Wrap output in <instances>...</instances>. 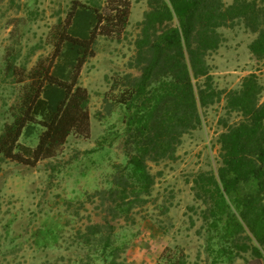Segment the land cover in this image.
I'll return each instance as SVG.
<instances>
[{
    "label": "rangeland",
    "instance_id": "obj_1",
    "mask_svg": "<svg viewBox=\"0 0 264 264\" xmlns=\"http://www.w3.org/2000/svg\"><path fill=\"white\" fill-rule=\"evenodd\" d=\"M116 1L4 0L0 4V134L22 112L33 71L48 64L72 7L77 2L96 3L109 13ZM129 1L127 28L119 35L100 37L95 57L81 72L80 83L91 95L89 138L71 136L55 158L35 167L0 154V264H264V258L251 253L217 261L209 248L216 244V235L208 232L209 223L202 219L207 207L193 189L196 174L217 173L218 139L227 126L241 121L226 110L225 99L201 111L202 126L184 136L175 161L152 164L157 179L148 203H137L129 213L115 211L109 192L115 181L127 175L126 109L114 104L107 113L104 98L110 85L105 78L140 75L131 64L139 23L149 10L148 0ZM234 1L223 0L226 5ZM258 4L264 10V0ZM220 32L224 42L208 58L215 86L238 90L245 77L259 78L264 69V60L254 59L248 48L257 35L243 25ZM9 57L14 59L16 77L6 70ZM20 143L35 148L38 135L22 137ZM107 239L110 245L105 249Z\"/></svg>",
    "mask_w": 264,
    "mask_h": 264
},
{
    "label": "trees",
    "instance_id": "obj_2",
    "mask_svg": "<svg viewBox=\"0 0 264 264\" xmlns=\"http://www.w3.org/2000/svg\"><path fill=\"white\" fill-rule=\"evenodd\" d=\"M115 3L109 13L96 3L72 7L48 64L33 71L22 112L0 134L3 159L35 167L55 158L71 136L89 138L91 95L80 83L81 72L95 57L99 38L119 35L129 24L130 1ZM148 6L131 64L140 75L105 78L110 85L104 98L107 113L114 104L126 109L127 175L109 192L115 211L129 213L137 203H148L157 179L152 164L175 161L184 136L202 126L201 111L225 99L226 110L241 121L227 126L218 139L217 173L196 174L193 189L207 207L202 219L216 235V244L209 248L217 261H230L240 253L263 259L264 87L251 74L238 90L218 89L208 58L224 42L221 29L243 25L257 35L248 47L251 55L263 61L264 10L258 0H235L231 5L223 0H148ZM15 68L9 57L6 70L16 77ZM36 134L35 148L20 143L22 137ZM109 245L107 239L105 249Z\"/></svg>",
    "mask_w": 264,
    "mask_h": 264
},
{
    "label": "crops",
    "instance_id": "obj_3",
    "mask_svg": "<svg viewBox=\"0 0 264 264\" xmlns=\"http://www.w3.org/2000/svg\"><path fill=\"white\" fill-rule=\"evenodd\" d=\"M259 80H260V83L262 84V86L264 87V69L262 71H260ZM262 95H264V91H263ZM263 102H264V98H263V100H261V103H263Z\"/></svg>",
    "mask_w": 264,
    "mask_h": 264
}]
</instances>
